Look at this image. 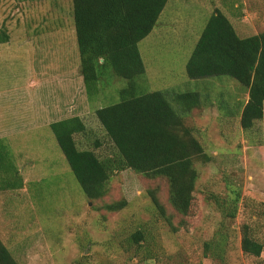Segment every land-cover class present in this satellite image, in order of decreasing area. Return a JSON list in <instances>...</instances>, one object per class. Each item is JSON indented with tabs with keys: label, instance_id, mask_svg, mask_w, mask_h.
<instances>
[{
	"label": "rangeland",
	"instance_id": "rangeland-1",
	"mask_svg": "<svg viewBox=\"0 0 264 264\" xmlns=\"http://www.w3.org/2000/svg\"><path fill=\"white\" fill-rule=\"evenodd\" d=\"M216 8L241 37L264 31V0H168L153 30L138 43L145 68L137 79L138 93L173 89L201 97V106L183 123L210 159H195L198 178L191 205L179 214L169 204L165 178L131 169L115 172L107 195L89 201L51 129L37 119L15 127L16 112H43L44 104L52 115L57 104L71 99L64 89L80 88L88 114L86 132L75 135L77 145L93 148L98 142L97 153H113L92 114L118 102L127 81L108 68L87 95L71 0H0V30L9 36L0 43V134L10 136L4 139L26 179L20 189L0 185V239L19 264H264V252L254 257L240 245L244 228L264 243V103L262 119L243 130L237 115L216 104L247 99L237 81L227 76L189 79L185 73ZM233 192L236 202L229 199ZM151 193L163 210L154 206ZM122 200L125 206L119 210L104 207ZM138 229L144 232L140 247L130 240Z\"/></svg>",
	"mask_w": 264,
	"mask_h": 264
},
{
	"label": "trees",
	"instance_id": "trees-1",
	"mask_svg": "<svg viewBox=\"0 0 264 264\" xmlns=\"http://www.w3.org/2000/svg\"><path fill=\"white\" fill-rule=\"evenodd\" d=\"M168 0H71L76 45L80 58V74L88 96L97 89L99 78L108 68L124 78L126 86L119 90V101L99 107L95 118L103 128L114 152L101 155L100 146L80 148L76 134L86 132L78 116L50 124L56 143L62 151L84 196L91 202L103 199L115 172L131 169L149 178L163 177L168 182V200L179 214H186L198 178L195 159L209 161L202 144L184 125V117L201 106L196 91L173 89L138 93L137 79L145 68L138 43L154 28ZM9 36L0 30V43ZM189 79L227 76L246 91L247 99L234 104L222 99L216 103L226 114L239 117L243 130L253 127L263 117L264 103V31L239 36L230 20L219 9L208 17L185 63ZM176 106V108L174 107ZM0 138L1 189H20L24 181L14 164L10 148ZM230 200L236 202L233 196ZM154 206L163 210L151 193ZM125 206V201L105 204L109 211ZM138 229L130 240L137 246L144 241ZM241 249L260 257L264 243L242 231ZM0 264H19L0 239Z\"/></svg>",
	"mask_w": 264,
	"mask_h": 264
},
{
	"label": "crops",
	"instance_id": "crops-1",
	"mask_svg": "<svg viewBox=\"0 0 264 264\" xmlns=\"http://www.w3.org/2000/svg\"><path fill=\"white\" fill-rule=\"evenodd\" d=\"M69 88L74 89V91L71 93L70 90L68 92H66V90L64 89L63 95L67 94V96H70L71 99H67L68 104H66V102H65V104L63 106L62 105L60 106V104H61L60 103V104L56 105V108L55 107L53 108L52 115L55 118H53V116L50 114L51 107L46 109L44 104H42L43 112L39 111V113H36L35 111H32L30 109L28 112H25L22 110L19 112H16L15 117L12 119L16 123L15 127H19L20 125L26 126L25 123L23 122V120H25V119L29 120L28 122H31L32 120L34 122V120L37 119L41 122L42 126L45 125L46 127L50 128V124L52 122H55V121H58L61 119H65V118H68L71 116L80 117L87 127L86 115L88 113H87L86 109L84 108L85 103L83 102V100H81L80 94H82V90L80 88L76 89L74 87H69ZM77 96H78V98H76ZM75 98H76V100H75ZM95 110H93V114H92L93 116H95V114H94ZM90 114H91V112H90ZM0 132H1V129H0ZM11 136H14V134L11 133ZM9 137L10 136L0 134V138H5L6 140H8ZM22 175L24 176V173H22ZM25 180L26 179L24 177V180H23L24 184H25Z\"/></svg>",
	"mask_w": 264,
	"mask_h": 264
}]
</instances>
